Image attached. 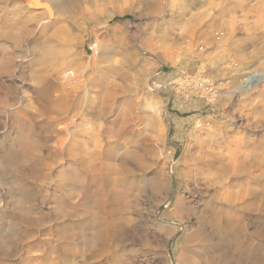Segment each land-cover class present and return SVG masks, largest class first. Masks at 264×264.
Masks as SVG:
<instances>
[{
  "label": "clouds",
  "instance_id": "9594fccd",
  "mask_svg": "<svg viewBox=\"0 0 264 264\" xmlns=\"http://www.w3.org/2000/svg\"><path fill=\"white\" fill-rule=\"evenodd\" d=\"M0 264H264V0H0Z\"/></svg>",
  "mask_w": 264,
  "mask_h": 264
}]
</instances>
